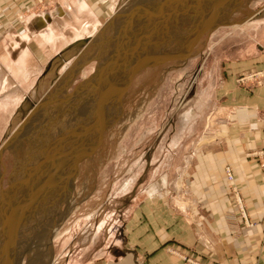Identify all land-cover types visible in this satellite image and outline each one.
Segmentation results:
<instances>
[{
	"label": "rangeland",
	"instance_id": "1",
	"mask_svg": "<svg viewBox=\"0 0 264 264\" xmlns=\"http://www.w3.org/2000/svg\"><path fill=\"white\" fill-rule=\"evenodd\" d=\"M161 1L167 2L137 0L130 13L116 11L112 20L107 19L101 32L93 38L95 45L89 43L86 49L85 46L74 48L78 59L66 65L71 67L72 63L71 69L78 72L74 76L72 70L65 71L63 90L31 92L32 86L29 91L23 90L31 101L19 109L8 131L11 134L0 141L1 144L6 139L4 145L9 141L0 150V232H3L0 244L13 237L17 220L18 237L23 236L16 239L13 264H92L122 259L128 264H138L137 255L139 262L148 263L160 248L170 256H173L170 250L180 252L179 243L174 236L170 238L169 230L176 224L184 227L191 222L188 218L193 208L189 201L191 156L187 149L204 144V109L209 104V95L204 92V69L212 61L209 56L208 64L205 62V53L212 51L217 39L213 34L218 28L239 25L249 18L259 19L264 0H226L227 6L218 12L217 26L200 37L194 54L186 60L165 58L182 54L190 47L204 21L217 16L216 6L222 1L216 4L204 0H170L167 7L154 13L153 8H159ZM183 2L188 3V7H180L179 3ZM23 3L25 7L32 3L44 4L42 0H24ZM141 9L150 12H141ZM183 14L190 17L186 24L182 23ZM100 20L102 22L103 18ZM113 21L117 26L115 30L105 31ZM0 31H3L2 26ZM135 55L159 62L140 69L126 92L120 94L112 85L125 78L130 68L125 70V63H129L130 57L132 62L137 60ZM96 67L98 70L92 77ZM88 77L89 81L84 84ZM2 84L0 82V101L7 94L22 96L21 91L9 93L11 86L3 91ZM106 88L109 91L103 98ZM73 93L76 96L72 97V104L68 95ZM140 99L141 105L136 107L137 113H133L132 107ZM43 120L49 122L44 128ZM63 121L69 124L59 126ZM122 121L125 128L118 135L116 131ZM101 124L105 128L100 143H96ZM48 127L51 131L48 135L53 140L44 133ZM84 132H91L86 136L85 145L80 141L85 139ZM58 136L62 137L58 139ZM55 138L58 141H54ZM71 139L77 140L74 145L69 144ZM65 142L68 143L65 145ZM92 142L95 146L89 152L87 147ZM52 149L60 152L54 153L47 167L42 158L48 152L52 154ZM104 149L107 157L98 167ZM31 151L35 152V157L28 165ZM82 151L84 158L74 161ZM61 157L67 164L62 165ZM35 163L43 168L42 182H39L40 177L36 183L31 182L30 178L37 175ZM78 176L85 180V184L77 187L80 191L75 185ZM24 181L31 183L24 185ZM40 189L38 196L40 192H36ZM32 196L36 199L30 200ZM40 201L42 209L38 206ZM30 203L31 216L25 213ZM9 241L11 245L13 239ZM5 249L7 251V247ZM10 249L5 251L6 257L10 256ZM2 261L0 255V264Z\"/></svg>",
	"mask_w": 264,
	"mask_h": 264
},
{
	"label": "crops",
	"instance_id": "2",
	"mask_svg": "<svg viewBox=\"0 0 264 264\" xmlns=\"http://www.w3.org/2000/svg\"><path fill=\"white\" fill-rule=\"evenodd\" d=\"M42 1V6L32 3L25 7L24 0H0V26L3 27L0 41L9 38L12 49L5 60L9 67L0 64V82L6 78L5 69H13L19 54L27 45H34L36 36L45 32L52 35L50 20L63 18L59 13L86 15L99 27L100 19L104 21L114 2ZM120 2L122 0H117L116 6ZM50 35L49 38H55ZM214 35H217L216 43L212 51L205 53V62L208 64L209 56L212 61L204 69V92L209 95V104L204 109V144L187 149L191 156L189 201L193 208L188 217L191 222L184 227L176 224L169 230L170 238L174 236L179 243L180 252L170 250L173 255L170 256L160 248L148 263L143 260V264H264V155H254L264 152V85L241 87L236 84L238 77L264 70V17L218 28ZM83 37L89 38L87 35L61 40L57 41L55 49H45L44 54L50 51L52 54L35 79L31 92L59 91L64 87L62 76L74 67L72 63L79 55L71 45ZM68 62H72L71 67H67ZM70 72L75 76L78 71ZM12 91H21L22 99L9 117L0 141L8 134L19 109L31 101L20 85L12 84L8 92ZM225 167L233 173L232 185L244 205L246 221L235 206L231 185L224 175ZM139 259L137 255L138 264H142ZM92 264L128 263L122 259Z\"/></svg>",
	"mask_w": 264,
	"mask_h": 264
},
{
	"label": "bare ground",
	"instance_id": "3",
	"mask_svg": "<svg viewBox=\"0 0 264 264\" xmlns=\"http://www.w3.org/2000/svg\"><path fill=\"white\" fill-rule=\"evenodd\" d=\"M111 1V0H110ZM123 2L125 1V0H122ZM137 0H130L129 1V3L128 2H125V3H121L122 5H117L116 6V3H117V0H114V2L112 3V5H111V7H110V9H109V12L108 13H106V15H107V17L106 18H104V21L103 22H101L100 24V26L98 27L97 26V24L95 25L93 22H91V18H89V17H87L86 15H83V16H77V13L76 12H73V13H67V12H64L63 14H61V13H59V16H64L63 18H61V19H56V18H52L51 20H50V24H51V26H50V28H51V30H50V32H51V34L52 35H54V39H52V38H49V35L47 34L46 35V32L45 33H43L42 35H38V36H36L35 38H36V42L34 43V45L33 44H30V45H27V47H25V51L24 52H22V53H20L19 54V57L16 59V61H15V65H14V67H13V69L12 68H7V69H5L6 70V72H7V75H8V77L6 78V79H4L3 80V84H2V90L3 91H5V90H7L12 84H18V85H20V88L22 89V90H24V91H27L32 85H33V83L35 82V79L37 78V76L41 73V71H42V69H43V66L45 65V63H47V60H48V57H49V55L50 54H52V53H50V52H48L47 54H44V51H45V49H50V50H52V49H55V44L57 43V41L59 42V41H61V40H67V39H74V38H76V37H82V36H87L88 35V39H84V40H81V41H77L76 42V44H73V48H79V47H83V46H85L84 47V49H86L90 44L92 45V44H94L95 45V42L96 41H93V38H96L97 37V35H98V33H99V31H100V28L102 27V25L104 24V22L107 20V19H109L112 15H114V13L116 12V11H121V13H130L132 10H133V8L135 7V6H133L134 5V3L136 2ZM139 1V0H138ZM208 1V0H207ZM155 2V1H154ZM160 2V1H159ZM162 2V1H161ZM166 2V1H165ZM187 2V1H186ZM186 2H183V3H179V5H180V7L181 6H186V7H188V3H186ZM213 2H216V4H220V2L218 1V0H214ZM137 3V2H136ZM170 4V3H169ZM168 4V5H169ZM160 5H162V4H160ZM172 5V4H171ZM116 10V11H115ZM143 10L141 9V12H142ZM140 12V13H141ZM188 12V11H187ZM185 13H186V11H185ZM145 14V13H144ZM147 15V14H146ZM184 16H183V20H182V23H184V24H186V22L187 21H189L190 20V17L188 16V14H183ZM258 15V14H257ZM116 17H117V15H115ZM121 16V15H120ZM145 16V15H144ZM252 17V16H251ZM257 17H260V18H262V17H264V11L262 10V12L259 14V16H257ZM101 21V20H100ZM248 21H250V18L248 19ZM111 23H113V24H111ZM114 21L113 22H110L109 24H108V26H107V30H105V31H114L115 29V27H117V26H114ZM181 23V24H182ZM180 24H179V27L178 28H180ZM101 32V31H100ZM173 32H174V30H173ZM52 35H50V36H52ZM8 39L9 38H4V39H2L1 41H0V45H1V57H2V60H0V64H2L1 66H3V65H5L6 67H9L8 66V63L5 61L6 60V57H7V55H9V53H11V51H12V49L10 48V42L8 41ZM22 40H24V37H22L21 38ZM111 40V39H110ZM111 42V41H110ZM90 43V44H89ZM46 44H48V46L46 45ZM89 44V45H88ZM92 49V48H91ZM93 49H95V48H93ZM127 50H129L128 52H130V49H128L127 48ZM85 51V50H84ZM123 54H125L124 52H122ZM145 55H146V53H145ZM145 55H143V56H145ZM125 56V55H124ZM121 57V56H120ZM135 57H137L138 59L136 60V59H134L133 61L135 62V61H142V63L143 62H148V61H152V59L151 60H144V59H142L141 58V56L140 55H138V56H136L135 55ZM112 59V58H111ZM153 60H155V59H153ZM157 60V59H156ZM109 62H111V61H109ZM110 64H112V63H109V65ZM79 65V64H78ZM129 66V65H128ZM127 66V67H128ZM4 67V66H3ZM109 67V66H108ZM147 68V67H146ZM71 69V68H70ZM142 69H144V68H142ZM69 70V69H68ZM72 70V69H71ZM96 70H98V67H96L95 69H94V73L91 75L92 77H94V75H95V73H96ZM140 71V70H139ZM60 76V75H59ZM69 77V76H68ZM96 78H97V76H95ZM98 77H99V75H98ZM91 78V77H90ZM99 79H100V77H99ZM89 81V77L85 80V82H84V84L86 83V82H88ZM64 84V83H63ZM58 86V85H57ZM32 88V87H31ZM57 88V87H56ZM63 90V89H62ZM29 91V90H28ZM21 93V92H20ZM28 93V92H27ZM30 93V92H29ZM77 93H79V91L77 92ZM54 94V93H53ZM6 95V94H5ZM8 96L7 97H5V98H2L1 100L2 101H0V119L2 120V125L0 126V138H1V135L3 134V132H4V128H5V126H6V124H7V122H8V119H9V117L12 115V113L14 112V110H15V108L17 107V105L19 104V102L21 101V96H16L15 94V97L14 96H11L10 94H7ZM18 95V94H17ZM21 95H22V93H21ZM74 95L76 96V93H73V95H68L69 97L68 98H70V101H71V103H72V101L74 100L72 97H74ZM144 96V95H143ZM0 97H2V96H0ZM32 97V96H31ZM62 98V97H61ZM67 99V98H66ZM65 99V100H66ZM73 99V100H72ZM69 101V102H70ZM63 102V101H62ZM69 102H68V104H69ZM141 102H142V100L140 99L136 104H134L133 105V107H132V112L134 111V112H136V110L138 111V109H136V107H138V105L140 104L141 105ZM73 104V103H72ZM130 104V103H129ZM62 105V104H61ZM51 106V105H50ZM53 106V105H52ZM48 107V106H47ZM46 107V108H47ZM136 109V110H135ZM51 110V109H50ZM70 110V109H69ZM49 111V110H48ZM125 111V110H124ZM30 112V111H29ZM133 112V113H134ZM69 113V112H68ZM125 113H126V111H125ZM132 113V114H133ZM137 113V112H136ZM128 114V113H127ZM126 114V115H127ZM34 115V114H33ZM42 115V114H41ZM64 115V114H63ZM70 115V114H69ZM72 115V114H71ZM129 116H130V114H129ZM129 116L127 117V119L129 118ZM57 117V116H56ZM131 117H133V116H131ZM47 118V117H46ZM68 118V117H67ZM40 120V119H39ZM44 120H45V117H44ZM43 120V122H41V124L43 123V128L44 127H46L47 125L46 124H48L49 122H47V121H44ZM93 120V119H92ZM124 121H122L121 122V127H119V129H118V131H116L117 132V134L118 133H122V131H123V129L125 128L124 127ZM58 124H59V122H58ZM69 123H67V121L65 122V121H63V122H60V124H59V126H65V125H68ZM8 125V124H7ZM34 125H36L35 123H34ZM33 125V126H34ZM52 125V124H51ZM57 125V124H56ZM119 125H120V123H119ZM67 128V127H66ZM58 129H59V127H58ZM69 129V128H68ZM114 129V128H113ZM116 130V129H115ZM114 130V131H115ZM111 132H113L112 130H110ZM13 132V131H12ZM50 129H49V127H48V129H45V131H44V133H46V135H48V134H50ZM9 134H11V133H9ZM8 134V135H9ZM111 134V133H110ZM35 135V134H34ZM45 135V136H46ZM119 135V134H118ZM117 135V136H118ZM112 136V135H111ZM36 137V136H35ZM47 137H49V135L47 136ZM60 137H62V136H58L57 138L59 139ZM116 137V136H115ZM33 138V136L30 138V139H32ZM111 138V137H110ZM29 139V140H30ZM49 139L50 140H53V137L51 138V137H49ZM58 139H54V141H56V140H58ZM5 140L6 139H4V141L0 144V150L2 149V147H3V145H4V143H5ZM34 140V139H33ZM61 140V139H60ZM13 141V140H12ZM32 141V140H31ZM63 142H64V140H63ZM52 143V142H51ZM58 143H60V144H62V142H58ZM68 143V142H67ZM93 143V142H92ZM89 144L88 145V150H89V152H91L92 151V149L94 148V146H95V143H93V144ZM53 144L54 145H56V143H54L53 142ZM40 145V144H39ZM58 145V144H57ZM57 145H56V147H57ZM66 145V144H65ZM34 146V145H33ZM61 146V145H60ZM55 147V148H56ZM38 148V147H37ZM59 148V147H58ZM62 147H60V149H61ZM107 149V148H106ZM106 149H104V150H102V152L103 153H101V158H100V161L98 162V167H100V166H102L103 165V163H104V159L107 157V155H106V153H107V151H106ZM46 151H48V149H45ZM62 150V149H61ZM51 151H53L52 152V154H49V152L48 153H46V155L44 156V158H42V160L44 159V163H46V165H47V167H49L50 166V163H51V160H52V158L54 157V153H58V152H60L58 149L56 150V149H52ZM85 151H86V149H85ZM32 152V151H31ZM39 152V151H38ZM33 154H32V156L31 157H29V159H30V161L28 162V165H29V163H32L31 162V159L33 158L34 159V157H35V152H32ZM30 154V153H29ZM37 154V153H36ZM62 155H63V153H62ZM70 155H72V154H70ZM98 157H99V155H98ZM40 158V157H39ZM62 158V157H61ZM64 158H65V156H64ZM64 158H62V165H64L65 163L67 164V161L66 160H64ZM58 159H59V157H58ZM70 160H71V158H70ZM76 160V158H74V161ZM37 161V160H36ZM61 161V160H60ZM72 161V160H71ZM72 163V162H71ZM36 164V163H35ZM73 164H74V162H73ZM59 165V164H58ZM61 165V164H60ZM66 166V165H65ZM70 166V165H69ZM92 166V165H91ZM41 168V167H40ZM63 168H65V167H63ZM75 168V167H74ZM42 170H43V168H41L40 169V171H39V174H37V175H34V176H32L30 179H31V182L32 183H36V180L40 177L41 178V175H42ZM19 172V171H18ZM61 175V174H60ZM63 175V174H62ZM71 175V174H70ZM16 176V175H15ZM18 177V176H17ZM83 177V176H82ZM12 178H13V176H12ZM43 178V177H42ZM39 179V182L41 181L42 182V180L43 179ZM67 178V177H66ZM73 178V177H72ZM81 177L80 176H78L77 178H75L76 179V181H75V185H76V189L78 190V188L77 187H79L80 188V186L82 185V183L83 184H85V180H81L80 179ZM14 179V178H13ZM70 179V178H69ZM68 179V180H69ZM15 180H17V178L15 179ZM22 180H23V178H22ZM67 180V179H66ZM30 181V180H29ZM29 181H24L25 182V184H24V182H23V184L24 185H28L29 183H31V182H29ZM49 181V180H48ZM17 182H19V181H17ZM21 182V181H20ZM14 183V182H13ZM49 183V182H48ZM63 186V185H62ZM15 187H17V188H19L18 187V185L17 184H15ZM26 187V186H25ZM24 187V188H25ZM46 187V186H45ZM62 188V187H61ZM83 189V188H82ZM18 190V189H17ZM46 191V190H45ZM78 191H80V190H78ZM83 191V190H82ZM89 191V190H88ZM17 192V191H16ZM40 192V193H39ZM37 193H39L38 194V196L41 194V189L40 190H38V192H36V194ZM78 194H79V192H77ZM16 194V193H15ZM18 195H20V193L18 194ZM24 195V194H23ZM44 195V194H43ZM42 195V196H43ZM47 195V194H46ZM21 196V195H20ZM36 197H37V195H35ZM26 197V196H25ZM44 197V196H43ZM46 197V196H45ZM33 198V200H35L36 198H34V196H32L31 198H30V200ZM47 198V197H46ZM19 199H20V197H19ZM29 200V201H30ZM43 200V199H42ZM47 200V199H46ZM21 201V200H20ZM23 201V200H22ZM21 201V202H22ZM27 202H28V200H26ZM26 201H23L24 203H26ZM22 202V203H23ZM42 202L40 201L39 202V205L38 206H40L41 207V204ZM29 207H30V209H29V211H25V213H27V214H29L30 213V216H31V212H32V204L30 203V205H29ZM28 207V208H29ZM37 207V206H36ZM11 208H12V206H11ZM26 208V207H25ZM10 209V208H9ZM41 209H42V207H41ZM22 211V210H21ZM29 212V213H28ZM19 213V212H18ZM1 214V213H0ZM20 215V214H19ZM29 217V216H28ZM5 218V217H4ZM10 218V217H9ZM21 219H23V217L21 218ZM31 219H33V218H31ZM9 220V219H8ZM1 222V221H0ZM5 222V221H4ZM11 222V221H10ZM17 222H19L18 220H17ZM15 223V225H14V229H15V231H14V234H12V238L11 239H13V242L11 243V245H9L8 244V246H9V248H8V246H7V251L6 252H8L9 251V249H10V254H11V256H10V258L13 256V251H16V247H17V242H16V239H17V241H18V239H19V237L21 238V236L19 235V237H18V232H17V230H19L20 229V226H19V223ZM1 234L0 235H3V232H0ZM30 237V236H29ZM22 238H23V236H22ZM11 239H9V240H11ZM11 242V241H10ZM9 242V243H10ZM13 244H15V246L13 247ZM21 244V243H20ZM1 254V253H0Z\"/></svg>",
	"mask_w": 264,
	"mask_h": 264
},
{
	"label": "water",
	"instance_id": "4",
	"mask_svg": "<svg viewBox=\"0 0 264 264\" xmlns=\"http://www.w3.org/2000/svg\"><path fill=\"white\" fill-rule=\"evenodd\" d=\"M204 1H207V0H204ZM208 1H214V0H208ZM222 1V4H220V5H217L216 7H217V16L215 15V16H212V17H208L205 21H204V26L202 27V29L200 30V32L196 35V37L194 38V40H193V43L190 45V47H187L186 48V50L182 53V54H178V55H172V56H169L168 58H165V60H170V59H176V60H182V59H188V58H190L193 54H194V49H195V47H196V44H197V42H198V40L200 39V37L203 35V34H205V33H207V32H210L213 28H214V26L216 27L217 26V24H215V21H216V19L218 18V16H219V14H218V12L221 10V9H224L225 8V6H227L226 5V0H221ZM163 4L161 5V6H159V8L158 7H154L153 8V10L152 11H155L154 13H156V10H157V12H160L161 10H163L165 7H167V5L170 3V0H167V2H166V4H164V2H162ZM152 8V7H151ZM146 9V8H145ZM143 11H145V12H150V10H143ZM153 13V14H154ZM153 14L151 13V16L153 17ZM113 18V17H112ZM112 18H111V20H112ZM85 41V40H84ZM76 44V43H75ZM127 57V56H126ZM128 60H130L131 61V57H130V59H128ZM129 61V63L127 62V63H125V66H124V69L126 70L127 68H129V70L127 69L126 71H127V75L125 76V78H123V79H121L120 81H118L117 83H115L114 85H112L113 86V88L114 87H116V89H118L119 91H120V94L121 93H125L126 92V90H127V88H128V85H129V83L132 81V79L134 78V76H135V74L140 70V69H142V68H144V67H146V66H150V65H152V64H154L155 62H159V61H157V60H152V61H148V62H143L142 63V61L140 62V61H135V62H130ZM129 65V66H128ZM128 66V67H127ZM120 74V73H119ZM121 75V74H120ZM110 88V87H109ZM109 88L107 89H105L104 90V97L103 98H105L106 96H107V93H108V91H109ZM104 113V112H103ZM103 115V114H102ZM104 128L105 127H103L102 126V124H101V126H100V134H98V137H96V139H95V142L96 143H100V141H101V138H102V133H103V131H104ZM90 133L91 132H84L83 133V135H85V139H82V140H80L81 141V143L83 144V145H85L86 144V142L88 141V139H86V136L87 135H90ZM82 134V133H81ZM65 138V137H64ZM61 139H63V138H61ZM58 141V140H57ZM70 143V145H74V143H76V141L77 140H72L71 139V141L70 140H68ZM9 142V141H8ZM8 142L6 143V145L8 144ZM73 143V144H72ZM64 144H67V142H65ZM6 145H4V148H5V146ZM76 146V145H75ZM3 148V149H4ZM2 152V151H1ZM1 152H0V154H1ZM84 152L82 151L80 154H79V156L76 158V159H78L77 161H79L80 159L82 160L83 158H84ZM80 160V161H81ZM76 161V162H77ZM40 165L39 164H36L35 165V169H34V171H35V173L36 174H39V171H40ZM36 195V194H35ZM15 230V229H14ZM12 234H14V231H13V233ZM9 239L10 238H8V239H6V240H3L2 242H1V244H0V255H1V257H2V262H3V264H13V261H14V259H13V256L10 258V256H11V254L10 253H8V255H10V256H5V251H6V249H5V247H7V245H8V242H10L9 241ZM5 249V250H4Z\"/></svg>",
	"mask_w": 264,
	"mask_h": 264
},
{
	"label": "built area",
	"instance_id": "5",
	"mask_svg": "<svg viewBox=\"0 0 264 264\" xmlns=\"http://www.w3.org/2000/svg\"><path fill=\"white\" fill-rule=\"evenodd\" d=\"M236 84L241 87H254L264 85V70L255 71L243 76H240L236 79ZM254 155H264V152L254 153ZM224 175L227 182L231 185L230 192L232 193L235 206L239 212L240 217L246 221V214L244 205L238 195L236 188L232 185L234 181L233 173L229 167L224 168Z\"/></svg>",
	"mask_w": 264,
	"mask_h": 264
}]
</instances>
